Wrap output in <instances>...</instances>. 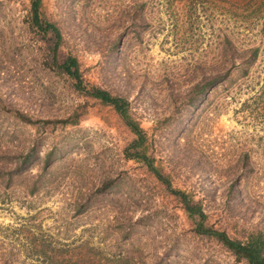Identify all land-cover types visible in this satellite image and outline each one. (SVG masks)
Returning a JSON list of instances; mask_svg holds the SVG:
<instances>
[{
	"label": "rangeland",
	"instance_id": "obj_1",
	"mask_svg": "<svg viewBox=\"0 0 264 264\" xmlns=\"http://www.w3.org/2000/svg\"><path fill=\"white\" fill-rule=\"evenodd\" d=\"M30 10L0 0V264H247L126 156L135 134L52 67ZM41 13L87 85L130 100L155 166L206 225L264 234V0H42Z\"/></svg>",
	"mask_w": 264,
	"mask_h": 264
},
{
	"label": "trees",
	"instance_id": "obj_2",
	"mask_svg": "<svg viewBox=\"0 0 264 264\" xmlns=\"http://www.w3.org/2000/svg\"><path fill=\"white\" fill-rule=\"evenodd\" d=\"M42 0H31L32 26L38 29L39 33L47 40L52 67L62 74H66L75 82V88L83 95L95 98L102 104L115 109L123 123L135 134L134 141L125 149L126 156L145 163L149 170L156 177L166 184L171 192L182 199L187 213L196 222V231L201 235L215 237L228 250H230L238 260H243L247 264H264V234L253 233L246 240L232 238L227 232L212 228L205 224L206 213L199 202L178 189L172 187L167 175L155 166L153 158L147 152L148 135L139 121L132 114L131 102L128 98L115 95L109 90L97 85H87L85 83L79 60L72 55L61 52L63 43L62 32L56 23L43 17L41 13ZM256 52V51H255ZM219 78H214V83Z\"/></svg>",
	"mask_w": 264,
	"mask_h": 264
}]
</instances>
